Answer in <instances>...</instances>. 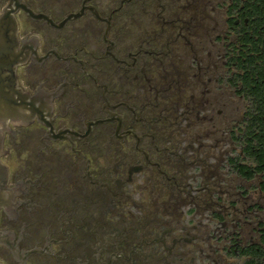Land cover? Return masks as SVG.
I'll return each mask as SVG.
<instances>
[{
  "label": "flooded vegetation",
  "instance_id": "af4514ba",
  "mask_svg": "<svg viewBox=\"0 0 264 264\" xmlns=\"http://www.w3.org/2000/svg\"><path fill=\"white\" fill-rule=\"evenodd\" d=\"M33 116L1 130V264H264V0H0Z\"/></svg>",
  "mask_w": 264,
  "mask_h": 264
},
{
  "label": "water",
  "instance_id": "95a60500",
  "mask_svg": "<svg viewBox=\"0 0 264 264\" xmlns=\"http://www.w3.org/2000/svg\"><path fill=\"white\" fill-rule=\"evenodd\" d=\"M24 59L17 49L15 18L4 12L0 14V148L3 126L9 122L25 123L33 116L32 98L18 87L16 80V66ZM7 199V170L0 161V207Z\"/></svg>",
  "mask_w": 264,
  "mask_h": 264
}]
</instances>
